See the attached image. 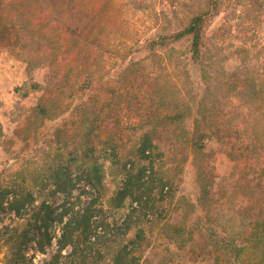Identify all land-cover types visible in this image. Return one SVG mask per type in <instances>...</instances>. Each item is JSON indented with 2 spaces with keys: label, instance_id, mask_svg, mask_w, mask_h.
Wrapping results in <instances>:
<instances>
[{
  "label": "rangeland",
  "instance_id": "rangeland-1",
  "mask_svg": "<svg viewBox=\"0 0 264 264\" xmlns=\"http://www.w3.org/2000/svg\"><path fill=\"white\" fill-rule=\"evenodd\" d=\"M200 1L82 2L89 5L90 11L93 5H97L93 25L97 24L96 30L103 33L106 47L123 50L154 33L178 27L192 14ZM42 9L40 0L11 1V5L9 2H0V26H7L11 17L18 15L17 11L27 12L30 21L36 17L43 19L45 14ZM41 31L32 34L29 30H23L8 46L0 49V178L4 185L15 186L12 193L18 191L16 186H24L25 192L31 193L33 201L19 204V214L9 209L1 211L0 231L5 228L8 231H20L23 227L31 226V233L36 234L33 217L43 198L50 199L52 217L61 212L63 192H57L53 186V168L65 165L68 161L67 152L72 148L68 138L73 131L67 132L68 138L65 137L61 144L52 140L51 135L67 123L80 99L87 94L92 101L96 99L102 91L100 77L112 75L114 67L109 54L101 58V53L98 52L78 66L77 63H70L66 68L69 84L66 85V94L60 97L63 112L54 120L41 123L34 112L40 96L34 85H43L49 71L51 54L49 46L41 41ZM209 36L212 46L208 66L204 68L208 72L210 80L206 77V81L210 82L212 92L208 100L221 99L220 108L227 117L226 121H232L239 115L252 123L258 137L261 168L254 175L247 176L251 174L247 169V162L236 158L237 155L231 152L225 139L220 140L217 145L204 142L200 152L192 149L189 144L181 143L176 149L175 160L180 162L184 159L185 162L175 176L177 189L171 206L166 202L161 206L155 188L149 195V201L158 202L155 203L154 210L156 224L148 234V249L140 264L264 263V239L257 245L246 244L254 216L259 209H264V189L259 195L248 187L250 181L252 185L264 187V10L260 13L253 12L245 0L240 4L227 2L221 13L210 23ZM184 56V49H178L173 54L145 56L140 65V83L150 85L157 98L169 100L173 105H192L195 83L202 73L200 71L195 74ZM104 59L107 60L106 64ZM211 64L212 67L209 68ZM91 76L92 81H95L92 85L91 80L89 81ZM232 77L239 80L247 77L257 90L256 100L250 102L245 98L240 102L241 107L237 112L231 108V102L237 101L233 97ZM96 81H99L98 84ZM202 81L204 87L205 80ZM90 89H93L91 94L88 92ZM72 95L74 96L71 98ZM136 123L137 121L133 122V125ZM184 123L188 130L189 122ZM131 129L134 127L129 131ZM128 141V138L124 139L123 144H128ZM116 172L115 169L111 170L106 177L107 186L114 185L113 174ZM203 186L206 193L202 192ZM85 192H88L86 186L79 183L73 193L83 195ZM142 210L138 212L139 215ZM125 214V211L107 204L101 213L96 214L102 222L99 234L97 233V237H100L99 245L85 250L81 246L84 252L80 254L70 255L69 248L59 253L55 238L39 250L38 243L42 240L36 237L25 246L22 264H44L53 258H56V264H112L114 252L119 247H127L130 239V234H127L126 227L122 224ZM48 225V233L59 234L56 221ZM174 225L184 227L180 235L184 244L171 240L169 228ZM211 230L226 240H235L241 249L234 255L230 251L219 252L211 237ZM3 253L0 244V260L3 259ZM0 264H12L10 257Z\"/></svg>",
  "mask_w": 264,
  "mask_h": 264
},
{
  "label": "trees",
  "instance_id": "trees-1",
  "mask_svg": "<svg viewBox=\"0 0 264 264\" xmlns=\"http://www.w3.org/2000/svg\"><path fill=\"white\" fill-rule=\"evenodd\" d=\"M11 1L21 0H0L9 2V5ZM40 1L45 14L43 19L36 17L30 21L27 12L17 11L18 15L11 17L7 26H0V49L8 46L23 30H29L32 34L42 30L41 41L49 46L51 54L49 71L43 85H34L36 92L40 94L34 112L41 123L54 120L63 112L60 97L66 94V85L69 84L66 68L70 63H77L78 66L98 52L101 53V58L109 54L114 67L112 75H106L112 79L100 77L102 91L96 99L92 101L90 95L85 96L84 93L85 97L78 101L67 123L51 135L52 140L61 144L67 137V132L73 131L72 136L67 137L72 146L67 152L68 161L65 165L53 168V186L57 192H63L61 212L52 217L50 199L43 198L33 217L36 234L31 233V226L23 227L20 231L2 229V260L10 257L12 264H22L25 246L36 237L42 240L38 243L39 250L53 238L59 253L69 248L70 255H74L82 253L85 248H95L99 245L100 237L97 235L102 226L100 216L96 214L101 213L109 204L126 212L122 224L125 225L127 234H130L127 247H119L114 252L112 264H140L148 249V234L156 224L154 210L155 203L158 202L149 201V195L155 188L161 206L165 202L171 206L177 189L175 176L185 162L184 159L180 162L175 160L176 149L181 143L189 144L192 149L200 152L204 142L217 145L216 143L225 139L231 152L237 155L236 158L247 162V169L251 172L247 176L254 175L261 168L255 127L239 115L232 121H226L227 117L220 108L221 99L208 100L212 92L210 82L206 81V77L207 80L209 78L208 72L204 70L208 66L212 46L210 23L221 13L227 2L240 4L244 0H201L192 14L178 27L154 33L123 50L108 49L103 41V33L96 30L97 24L93 25L97 5H93L90 11L89 5L83 4V0ZM245 1L255 13L264 10L263 0ZM178 49L185 50L184 57L192 71L195 74L200 71L202 73L198 80L196 78L193 104H186V107L157 98L150 85L140 83V65L145 56L173 54ZM104 62L106 64L107 60L104 59ZM193 77L195 78L194 75ZM232 79L233 97L237 101L231 102V108L237 112L241 107L240 102L245 98L250 102L256 100L257 90L247 77ZM92 80L91 76V85L95 83ZM202 80H205L204 87ZM111 82L113 85H110ZM92 91L90 89L88 92L91 94ZM136 121V125H133ZM186 121L190 124L188 130L185 128ZM131 127L134 129L129 131ZM126 138L129 143L123 144ZM1 139L0 128V145ZM114 169L117 170L113 174L114 185L109 187L106 177ZM74 177L77 179H72ZM79 183H84L88 192L74 195ZM251 183L250 181L248 184L251 191L261 195L264 187ZM14 187L13 184L4 185L0 178V212L9 209L19 214V204L33 202L31 193L25 192L24 186H16L18 191L12 193ZM202 192H207L204 186ZM141 210L142 214L139 215ZM53 221L58 223V235L48 233V224ZM183 230L184 227L171 226V240L179 243ZM247 236L246 244L257 245L264 239V209H259L254 216ZM211 237L219 252L230 251L234 255L241 249L235 240H226L214 230H211ZM56 263V258H53L44 264Z\"/></svg>",
  "mask_w": 264,
  "mask_h": 264
}]
</instances>
